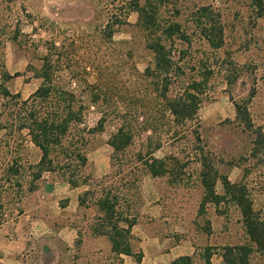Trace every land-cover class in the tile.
<instances>
[{
	"label": "rangeland",
	"instance_id": "rangeland-1",
	"mask_svg": "<svg viewBox=\"0 0 264 264\" xmlns=\"http://www.w3.org/2000/svg\"><path fill=\"white\" fill-rule=\"evenodd\" d=\"M165 2L170 12H164L163 16L174 17V10L179 9L181 16L178 17L185 22L196 6L212 4L218 8L224 42L217 50L204 48L208 55L214 53L216 62L197 112L201 142L193 145L184 139L176 142L164 139L156 155L175 153L184 163L181 179L170 181L169 175L143 173L136 217L142 197L156 199L166 219L151 224L150 229L171 233L175 238H188L201 254L194 258L195 262L204 258L208 247L215 254L211 263L220 264L222 246L245 244L249 239L240 208L228 194L217 204L205 201L200 208L204 192L198 181L194 148L206 153L219 175L243 186L253 211L264 220V154L251 153L254 132L238 122L234 108V102L245 104L252 129L264 132V16L256 15L251 0ZM110 8L106 0H14L10 4L0 1V83L5 70L13 76L4 85L21 99L27 98L40 84L41 79L35 73L50 42L54 41L61 45L59 72L63 83H68L71 75L76 76L80 85L74 82L70 86L82 89L83 79L90 78L87 72L102 64L122 84L121 92L111 104L122 108L127 97L122 87L129 81L131 63L142 71L151 54L143 48L138 35L131 43L126 42L131 39L136 12L127 16L128 25L116 29L113 44L98 38ZM192 44L195 55L200 51L196 48L200 42L195 38ZM85 65L90 66L84 70ZM96 74L93 72V76ZM5 101L0 94V122L7 121ZM98 117L97 106H90L85 112L86 125L94 126ZM113 126L105 122L101 130L88 136L85 171L92 178H99L110 170L112 148L106 141ZM140 139H144V134L135 140L131 151L140 147ZM39 157V149L30 142L25 130L0 129V264H70L76 251L73 248L67 251L65 246L68 240L72 243L71 237L64 233L66 220L72 222L74 215L76 219L83 216L78 224L89 226L97 213L95 207L76 208V198L84 187H71L54 173L42 172L30 183ZM214 190L223 193L219 178ZM145 222L150 223L143 218L140 224ZM74 243L80 244V240L75 238ZM252 261L264 264V256L254 250Z\"/></svg>",
	"mask_w": 264,
	"mask_h": 264
},
{
	"label": "trees",
	"instance_id": "trees-1",
	"mask_svg": "<svg viewBox=\"0 0 264 264\" xmlns=\"http://www.w3.org/2000/svg\"><path fill=\"white\" fill-rule=\"evenodd\" d=\"M0 1L10 4L14 0ZM106 1L111 10L100 26L98 38L113 44L116 29L128 25L127 16L136 12V21L131 25V39L126 42L131 43L138 35L143 48L151 54L142 71L131 63L128 84L124 83L122 87L127 94L124 106L111 107L114 96L121 92L119 86L122 84L102 64L87 72L91 79H83L82 89L70 86L74 82L80 85L81 81L76 76L71 75L69 82L63 83L59 72L62 66L61 45L52 41L35 73L41 79L40 84L27 98L21 99L18 93L8 90L4 82L13 75L2 71L0 94L6 100L3 108L7 121L0 122V129L25 130L30 142L39 149L40 157L34 165L30 183L42 172H49L71 187H84L77 196V202L80 207L96 208L92 232L106 236L113 252L130 254L135 240L131 228L136 223L135 210L141 198L142 174L169 175L172 176L170 181L181 179L184 163L175 153L156 155L164 139L175 142L184 139L193 145L201 142L197 112L216 62L212 56L214 53L208 55L204 48L217 50L222 47L224 26L220 10L212 4L196 6L190 12L189 21L185 22L179 19V9L174 10V17L163 16L164 12H170L166 0ZM251 7L257 16H264V0H251ZM195 38L200 42L196 46L200 51L194 55L192 43ZM89 66L85 65L83 69ZM93 72L97 73L96 76ZM92 105L97 106L99 117L94 126L88 127L85 112ZM234 108L238 122L246 130L254 132L251 153L264 154V132L252 129L245 104L234 102ZM105 122L114 125L106 141L112 148L110 170L99 178H92L85 171L88 136L101 130ZM143 134L140 147L131 151L135 140ZM194 152L199 168L198 181L204 192L200 208L205 201L217 204L228 194L240 208L249 239L245 244L222 246L220 264H253L254 250L264 256V220L253 211L243 186L219 175L201 148L199 152L194 148ZM218 178L223 186L221 194L214 190ZM206 251L204 261L211 264L212 252L208 247ZM171 264H194V257L179 256Z\"/></svg>",
	"mask_w": 264,
	"mask_h": 264
},
{
	"label": "crops",
	"instance_id": "crops-1",
	"mask_svg": "<svg viewBox=\"0 0 264 264\" xmlns=\"http://www.w3.org/2000/svg\"><path fill=\"white\" fill-rule=\"evenodd\" d=\"M73 201L70 200V203ZM76 208L78 202L76 198ZM73 206V205H72ZM75 208V207H74ZM75 208V209H76ZM72 218V217H71ZM74 221L66 220L64 233L71 237L65 246H68L67 251H76L74 260L70 264H171V262L179 256H193L194 258L201 257L192 242L180 236L175 238L173 234H162L157 230H151L150 226L153 223H159L165 220L166 217L162 213L161 206L149 196L142 197V203L138 210L136 223L131 228V233L134 236V244L131 245V253H115L111 249V244L108 238L104 235H98L92 232L91 225H79L77 215H74ZM150 221L145 224H140L142 219ZM141 219V221H140ZM92 222V221H91ZM75 238L80 240V244H75ZM67 240V239H66ZM133 243V242H132ZM215 255L212 253V256ZM57 264H68L59 262ZM194 264H206L204 258H198V262ZM212 264V263H211Z\"/></svg>",
	"mask_w": 264,
	"mask_h": 264
}]
</instances>
